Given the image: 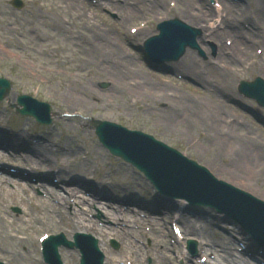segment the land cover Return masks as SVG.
<instances>
[{"label": "rangeland", "instance_id": "374dc122", "mask_svg": "<svg viewBox=\"0 0 264 264\" xmlns=\"http://www.w3.org/2000/svg\"><path fill=\"white\" fill-rule=\"evenodd\" d=\"M10 1L11 0H0V77H5L9 80L11 84L9 94L14 92L16 94V99L12 102L8 101L9 103L6 98L0 101V131H2V133L5 132L6 136L8 134L11 135V138L12 136L18 137L19 132H24L26 134V140L20 142L23 148L28 144L33 146L37 144V141L46 140L48 137L53 143L60 145L59 148H62V150H68L67 155L60 154V158L56 160L54 164L58 167L65 168L64 172L69 173L68 180H71V177L74 178L76 175L81 177L83 181H89L88 191L85 192V196L96 201H117L118 199H124L128 202V206L135 208V210H139V212L145 211L143 208L146 207L145 205L149 204V208L155 210L151 213H158L162 216L164 215V211L171 209L169 212H173L172 207L174 204H177L179 200H173L166 195L151 199L150 195L152 191L150 183L144 178L142 173L133 168L130 164L110 155L97 140L94 130L91 128L92 121L94 120H109L116 124L119 123L129 129L152 134L156 139L177 148L183 154L207 168H211V166L219 167L223 163L227 164V157L232 153V150L229 149L231 144L236 141L228 142V144L225 145L224 153L217 156L215 147L218 145L215 144L213 139L215 136L226 137V134H224L223 131H219V129L217 131L212 129L213 127L209 119L206 120L201 118V121H199L195 127L187 126L183 121L178 123L177 121L179 119L177 114L172 113V111L167 114L160 112V110L165 112L166 109L169 108L170 99H178V97L180 98L184 93L189 94L191 100L197 102L206 97L207 91H205V88L213 92L212 88L203 86L200 87L203 94H200V92L196 90V87H198L196 82L187 78L182 72H171L170 65L172 62H168L167 64L162 63L161 67H158L157 64L150 61L147 50L142 48V45L148 36L153 34V32L155 33L157 24L165 19H163V16L156 15L149 10H144V7H141L138 15L132 21L128 19V21H125V24L120 25L117 19L120 20L124 17V15H126V13H124L125 11H122L120 7H118L120 9L106 8V6L101 5L103 4V0H21L23 6L19 10L15 9ZM117 1L123 2V0ZM128 1V6H132V1L134 0ZM166 1L174 5L175 0H165L164 3ZM234 1L239 2V0ZM256 1L264 4L260 0ZM200 2H202V0H195L194 4L197 5ZM204 2L206 7H212L209 4V0H204ZM251 2L252 0H240L247 14L251 13ZM143 3H140L141 6H143ZM181 6L183 7V5ZM92 12L94 14V21L91 17ZM174 12L175 11H173V13ZM176 16L178 15H170L166 17V19ZM113 18H115L116 21ZM219 19L220 18H218L217 22H219ZM140 26L147 30L144 34H141L139 30ZM109 27L119 29L121 33L123 32L127 41L131 43V46L124 43L123 45L128 55L131 54V58L134 60L132 67L134 73L137 71L135 68H143L146 73H153L154 75H152L154 77L163 78L167 81L166 84L159 83L158 88L154 91L151 88H146L153 93L157 92L156 90L160 93H164V99L156 98L155 95H153V98H146L145 95V98L137 99L134 93L126 92L124 88L130 85L128 84L129 79H132L130 81H136V77L139 78V75L126 77L128 85L117 86L112 80V75L99 71L100 62L95 63V58L97 57L93 55L98 46L97 43L89 37V30L93 29L100 33H105L109 31ZM192 27L199 31L195 38L196 45L195 47H187L186 49L189 52L195 53L200 62H204L202 67L206 68L207 64L209 66H217L212 62L207 63L206 61L209 60V58L215 60L218 44L215 41H209L206 44L209 45L210 52L202 49L198 40L204 36V30L198 25ZM131 28H136L137 32L133 34L130 30ZM226 38L227 36H224L223 43L226 42L228 46L230 38ZM253 39H255L253 42L255 44L251 47L253 57H249L246 63H243L244 68L241 65V69L243 68L244 71L234 75L231 73L228 76L232 81L231 88L229 89L232 93L230 94L231 96H229L230 98L224 100L221 96L219 99L223 100V104L231 107V109H235L239 113V120L245 122L247 128H252V132H250L252 137H256L257 140L264 142V105H258L255 99L246 97L244 94L240 93L238 89L241 80H252L256 76H260L264 79V75L260 74L262 72L256 70L259 68V63L257 62L258 58L261 57L264 52L263 44L260 43L261 39L255 38L254 36L251 37V40L246 41L247 44L252 43ZM106 47L110 48L111 45H107ZM108 50L106 49L105 53L108 58H111L112 56ZM186 51H184V53ZM184 53L181 55L182 57ZM108 58L106 61L107 63H109ZM155 60L157 61V59ZM173 63L175 64V62ZM218 65L220 68L223 64L220 63ZM262 65L264 66L263 63ZM86 68H90L92 71L85 72L84 70ZM193 75L196 76L195 74ZM170 79H172V83L169 82ZM232 79L235 80L233 81ZM140 84L145 86L146 83ZM73 87L88 95L87 97H89L90 103H87V105L84 104V106L83 104H75L76 107L74 108L68 107V105L74 104V102L65 98V94L73 91ZM113 89L117 91L114 92L116 95L114 98L115 101L108 104L105 102L106 97H102V94L106 95V93L108 94L110 92V94H112ZM145 93H147V91H144L143 94ZM23 94H28L49 105L51 112L55 113L51 124L47 125L36 122L32 116L21 115L16 111V108L13 107L12 104H16L17 97ZM234 95H237L238 98L236 99ZM222 116L223 119L224 117L228 119L229 124L232 122L233 118L230 117V115L224 114ZM80 121H83L84 124H81ZM170 122L173 123V127L167 126ZM242 133H246L245 128L242 130ZM261 134L263 136H261ZM6 142L8 143L6 144ZM6 142L0 143V151L9 155V158L4 159L0 157V173L4 174L7 169H12V163H18L24 174L22 178L18 177L15 180L18 184L23 185V183H32L35 185L37 181H42L40 180V176L37 175L44 172L42 169H46L47 163L44 162V164L36 168H30L32 166H26V164L29 163H24L23 161L17 162L15 159L19 157L17 156L18 153L12 151L9 140H6ZM235 145H242V142L237 141ZM93 146H95L100 153V157L95 161L91 159L92 157L89 154V149ZM233 148H235V146ZM15 152L24 151L20 148L15 150ZM86 154L89 155V158ZM79 156L81 158H79ZM85 157L88 159L85 160ZM82 160L83 162H81ZM259 162L260 161L250 164V168H253V173L261 179L259 180L261 182H256L257 184L253 185V188L257 191H262L264 190V179L262 178L264 170H262L263 165H258L256 167L257 164H261ZM116 167H128L127 176L135 177L129 181V185H124L127 187V190H124L120 185L116 184L124 180L121 170L115 173ZM57 173L53 175L58 177L59 174ZM29 174H31L32 177H29ZM224 175L226 176V174ZM102 176H105V182L104 186L99 189L101 193L100 196H97L94 193L93 184H99V179L102 178ZM217 178L227 182L223 176L222 178ZM61 184L62 182L58 184L59 186H55L56 189H59ZM37 185L38 184L35 186ZM7 187H12V184L9 183ZM30 193H32V197L29 200L26 199L25 204L19 202L11 203V205L9 204L10 208H8L9 212H7V215L9 217L12 216V218H8V222H4L3 226L0 227V260L5 264H45L42 259L40 250L41 244L38 238L46 234L45 232L49 234L63 232L60 229H48V227L55 222H45V218H42L39 222L33 221V218L38 215V213L35 212V208L30 206V202L32 201V203H35L36 201L33 197L37 198L42 192L35 188V190L32 189ZM134 198L135 200L137 199L135 203H133ZM163 198L170 200L171 203L168 204V201ZM142 200H144L145 204ZM96 203L98 204V202ZM38 204L41 203L38 202ZM14 208H17L19 211H15ZM22 209H25V214H23ZM199 209L201 212L209 214L210 217L208 219H210L212 224L207 223V227L211 228L210 233L215 240L231 239L225 227L227 226L230 230L237 227L232 218L229 216L225 217L223 216L224 214H219L217 212L216 215H210L212 211L207 207H199ZM27 213H29V217H25ZM93 215L97 220H100L103 214L99 209L95 208ZM17 217H24L26 219L18 220L19 218L17 219ZM54 217L55 216L51 217V219H54ZM166 219L164 217L162 218L164 222H169L165 221ZM170 226V223L165 224V230H167L170 235L174 236ZM178 226L181 228L180 225ZM144 228L145 227H142V229ZM12 231L17 232V235H19L21 239L20 242L16 243V241L19 240L16 237H14V239H8V232ZM146 233L147 230L136 232L137 240L141 241L144 245L138 244V246H141V250H143L144 253L145 248L148 254L147 256H149L145 258L143 264H166V262L162 260L155 261L150 258V256L156 255L153 249L155 247L154 237H156L155 234L157 233L151 231L148 237H146ZM64 235L68 239H72L73 236V234L70 236ZM109 237L111 236H108L106 239L107 245L115 252V255H120L121 259L123 261L127 260L129 264L139 263L134 261V256H128V259L124 257L125 255L131 254L128 253V251H124L120 247L117 250L114 249L110 244ZM115 239L118 242L122 241V238L116 236ZM146 239L152 241H150V245H145ZM160 239L163 238L161 237ZM96 240L97 242L99 241L98 239ZM106 241L104 240V243ZM164 244L165 245L161 247V252L168 255L174 264H180V258L175 260L171 257L176 250L182 247L184 248L185 241L181 245L179 243L177 244V242L174 243L173 240L170 242L166 241ZM259 249L264 251V247H260ZM59 250L64 264H79L80 256L77 250H70L64 247ZM65 251L70 252L71 255L64 256V254H66ZM199 251L197 252L196 258H194L196 261L199 260V256L203 254ZM255 252H257L256 249ZM103 254L106 255L104 252ZM25 255H27L28 258H25ZM28 259L29 261H26Z\"/></svg>", "mask_w": 264, "mask_h": 264}, {"label": "bare ground", "instance_id": "6f19581e", "mask_svg": "<svg viewBox=\"0 0 264 264\" xmlns=\"http://www.w3.org/2000/svg\"><path fill=\"white\" fill-rule=\"evenodd\" d=\"M164 1L165 0H134L132 1L133 5L129 7L128 0H123V2L117 0H103V4L101 5L106 6L108 9L120 7L122 8V11H125L124 13H126V15L120 20L117 19V22L120 25L125 24V21H128V19L132 21L138 15L141 7H144V10H149L156 15L163 16V19L170 15L177 14L186 24L190 26L198 25L204 30V36L198 40L202 49L210 52L209 45L206 44L209 41H215L218 44L217 58H215L216 62L210 58L206 61L207 63L212 62L218 67L209 66L208 64L206 68L202 67L204 62H200L197 55L189 52L187 49V51L185 50L186 52L183 57L178 59L177 64L171 63L170 65L171 72H182L187 78L196 82L198 86L196 87V90H198L200 94H203L202 89H200V87L203 86L212 88L213 92L208 91V88H205V91H207L206 99H200L197 102L191 100L189 94L184 93L180 98L178 97V99H170L169 108L166 109L165 112L162 110H160V112L167 114L172 111V113L177 114L179 119L177 121L178 123L183 121L187 126L194 127L199 121H201V118L206 120L209 119L213 127L212 129L215 131L219 129V131H223L224 134H226V137L215 136L213 139L215 144L218 145L215 147L217 150V156L224 153L225 145H227L228 142L236 141L231 144L229 149L232 150V153L227 157V164L223 163L219 167L211 166V168L208 169L214 176L220 178L223 176L225 181L229 183L231 182V184L233 183V185L243 190L246 189L250 194L264 202V190H259V192L253 188V185L257 184L256 182L261 179L253 173L254 169L250 168V164L258 163V161H260L259 163L261 164H257L256 167L258 165H263L262 170H264V142L257 140L256 137H252L250 134L252 128H247L245 122L239 120V113L235 109H231V107L223 104V100L219 99L221 96L224 100L230 98L229 96H231L230 94L232 93L229 89L231 88L232 81L228 76L231 73L234 75L243 72V63H246L249 57H253L251 47L255 44L253 43L255 39H253L250 44H247L246 41L251 40L252 36L259 38L261 39L260 43L263 44L262 46L264 50V4L252 0L250 3L252 5L251 13L247 14V11H244L243 9V4L240 3V0L239 2L234 0H217V3H220V8L206 7L204 0L197 5L194 4L195 0H175L174 5L167 1L164 3ZM260 1L264 3L263 0ZM140 3H143V6H141ZM181 5H183V7ZM173 11L175 12L173 13ZM93 15L92 12L91 17L94 21ZM218 18H220L219 22H217ZM113 19L115 20V18ZM118 23L116 24L119 25ZM164 28L165 31L171 32L170 26H165ZM108 30L109 31H106L105 33H100L97 30L90 29V33L88 32L91 40H94L98 46L93 55L97 57H94L95 63L100 62L99 71L112 75V80L117 86L130 84L127 87L125 86L124 89L126 92L134 93V95L137 96V99H142L145 95L146 98H153V95H155L156 98L164 99V93H160L158 90L153 93L146 88H151L154 91L158 88L159 83L166 84L167 81L163 78L154 77L153 73H146L143 68H135L137 71L134 73V70L132 71L134 60L131 58V54L128 55L123 43L128 46H131V44L119 29L109 27ZM145 31L147 30L142 27L141 34H144ZM224 36H227L226 39H231L229 46H227L226 43H223ZM168 41L171 40L169 39ZM107 45H111V47L107 48ZM106 49H109L108 51L112 56L111 58H108L106 55ZM106 57L108 58L109 63L106 62ZM257 62L259 63V68L256 70L261 71L262 73L260 74L264 75V66L262 65V63L264 64V52L263 55L258 58ZM217 63H222L223 65L219 68ZM157 65H161V63ZM241 65L243 67L242 69ZM84 71L91 72L92 69L86 68ZM136 75H139V78L136 77V81H130L132 79H129L127 84L126 77H134ZM171 80L172 79L169 80L170 83H172ZM232 80L234 81L235 79ZM140 83L146 84L143 86ZM72 90L73 91L67 92L66 94L64 93L65 98L74 102V104L72 103L71 105H68V107L74 108L76 107L75 104H83L84 106V104L87 105V103H90V99L87 97L88 95L80 92L75 87H73ZM112 91V94H110L111 92L108 94L106 93V95L102 94V97H106V101H104L108 104L115 101L114 98L116 95L114 92L117 91L114 89ZM144 91H147V93L143 94ZM234 97H236V99L238 98L237 95H234ZM6 99L10 102L15 101L16 94L12 92L11 94H8ZM18 106L19 105L16 104V107ZM224 114L230 115V117L233 118L230 124L228 123V119L225 117L223 119L222 115ZM80 123L84 124L83 121H80ZM167 126L173 127V123L170 122ZM244 128L246 129V133H242ZM8 135L6 136L5 132L2 133V131H0V143H5L6 140H9L12 151L18 153L17 156L19 157L15 159L17 162L23 161L24 163H29L26 164V166H32L31 168H36L46 162V166L49 168L54 167L59 172L58 178L56 177L58 180L55 185L51 183L52 185L49 186L43 182H38V188L43 191V194L41 197H33L36 202L30 204L32 208L36 209L35 212L38 213V215L33 218V221L39 222L42 218H45V222H55L54 224L52 223L48 229H60L67 236H70L75 232L94 236L99 240V249L106 254L104 255L103 264H120L121 261H123L120 255H115V252L108 247L106 241L108 236L122 237L123 245L122 247L120 246L121 249L128 251V253L131 252V254H135L134 261L139 262L138 264L143 263V259L145 258L144 255L146 253L141 250V246H138L139 241H137L136 237L137 229H135V227L138 226V222L140 223L139 227L146 225L150 227V230L159 233L155 234V236L158 235V237L154 240L155 247L153 250L156 254L155 258H157V260L161 259L166 262V264H173L168 255L165 256L160 252V247L165 244L160 240L159 236L166 237L169 235L164 228L167 222L160 219L163 217L167 218L166 221L169 222H181L183 227L182 240L186 239L184 238L186 235L187 237H194L200 240V248L205 253L204 255L208 257H206L204 263L196 262V264H264V254L262 255L255 252L256 243L253 242L248 230L244 232L237 229V227H234L230 233L231 239L228 238L226 240L222 239L217 241L212 237L210 233L211 229L207 227V223H210V219H208L210 217L209 214L205 212L199 213L197 211H195V213L194 211H190V208L188 209L186 206H184V208L179 206L178 203L173 205L172 210H177V207L179 206V210L184 213L177 214L164 212L163 217H159L158 214L152 215L149 213V211L152 210L149 208V204L145 205L146 207L144 208L147 212H143L142 215H140L139 211L132 213L131 209L124 206L122 203L120 204L119 201H96L94 199H89L83 195V187L85 185L79 183L82 180L81 177L76 175L74 178L71 177L72 180H70L71 182L68 184L69 173L64 172V167L61 168L55 166L56 164H53L60 158V154L67 155L68 150H62V148H59L60 145L53 143L48 137L46 140L37 141L34 148L31 144H28L23 148V146L21 147L20 142L26 140V134L24 132H19L18 137L12 136L11 138V135ZM261 136L263 135L261 134ZM237 141H241L242 145L236 146L235 144H237ZM7 143L8 142H6V144ZM234 146L235 148H233ZM20 148H22L25 153L15 152V150ZM89 154L94 161L100 157V153L95 146L89 149ZM86 156L89 158L88 154H86ZM0 157L8 159L9 155L0 151ZM87 157H85V160L88 159ZM79 158L81 157L79 156ZM81 162H83V160ZM11 165L13 170L9 172V169H7L6 172L10 175H12L11 173H14L16 177H22L23 171H21L20 165L18 163H12ZM127 169L128 167H116L115 170V173L120 172V170L122 172L124 180H118L119 182L116 184L120 185L124 190H127V187L124 185H129V181L135 178L134 176H127ZM48 171L52 173L53 169H48ZM224 174H226V176ZM263 176L262 178L264 179ZM29 177H32V175L29 174ZM15 182V179L0 174V227L3 226L4 222H8V218H12V216L9 217L7 215V212H9L8 208L10 207L9 204L11 205V203L13 204L15 202L25 204L26 199L29 200L32 197L30 191H32L37 184L23 183V185H20ZM60 182H62L63 185L61 184L59 189H56L55 186H59L58 184ZM9 183L12 184V187L10 188L7 187ZM100 194L101 193L98 190L96 195L100 196ZM163 199L168 201V204L171 203L170 200L166 198ZM88 200H90V205L84 203ZM142 201L145 204L144 200ZM38 202L41 204H38ZM94 202H98V204L95 205ZM182 203H184V201H182ZM262 204L264 205V203ZM91 206H97L96 208L103 214L100 220H97L91 215ZM23 214H25V209L23 210ZM53 216H55L54 219H51ZM25 217H29V213H27ZM17 219L21 220L26 218L17 217ZM199 224H202V226ZM12 232H8V239H14V237H16L19 239L16 243L20 242L21 240L17 235L18 230L17 232ZM176 239L180 241L178 237H176ZM104 240L106 241L105 243ZM238 242H240V244H238ZM238 248L239 255H236V253L233 252V249L238 250ZM247 253L250 255L249 258L246 257ZM66 255L70 256L71 253L66 252L64 256ZM176 257L186 261L184 264H188L185 251L180 250L179 252H176ZM176 257L174 255L175 259ZM25 258H28L27 255H25ZM26 261H29V259Z\"/></svg>", "mask_w": 264, "mask_h": 264}, {"label": "water", "instance_id": "95a60500", "mask_svg": "<svg viewBox=\"0 0 264 264\" xmlns=\"http://www.w3.org/2000/svg\"><path fill=\"white\" fill-rule=\"evenodd\" d=\"M183 47H184L183 45L180 47V51L183 49ZM7 90H8V82L6 80L0 79V99H2L3 97L6 96ZM19 101H20L19 103L23 105V108L19 109V111L22 114L33 115L34 117H36L38 120H40L43 123H49L51 121V117L49 115V106L48 105L37 102L36 100L31 99V98H26L24 96H20ZM101 128H104V123L98 122V124L96 125V130L99 133L100 137L102 138V141L103 142L105 141V143L108 145L107 141L105 140L106 139L105 135L103 134V132H101L102 131ZM135 138H137V137H135ZM111 143L112 144H110V146L116 154L120 153L125 158L130 157L131 160L134 159L136 162L144 163L146 166L151 167V168H149L150 170H153L156 173H159V172L164 173V171H166V169L159 166L158 162L155 161V158H151V157L147 158L145 156H141V155H139V154H141L140 152H135L128 147L126 148V146L124 144L123 145H117L113 141ZM178 182H179L181 188H183V187L186 189L191 188L192 182L189 180L182 179V180H179ZM55 247H56V244L53 246L54 252L56 250ZM49 262H50V260H49ZM55 262L57 263V259L55 260ZM52 264H54V263L52 262Z\"/></svg>", "mask_w": 264, "mask_h": 264}]
</instances>
